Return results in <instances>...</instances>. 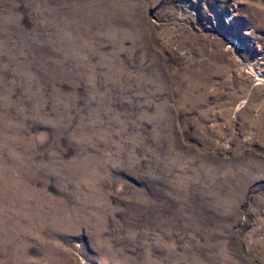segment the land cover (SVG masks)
Listing matches in <instances>:
<instances>
[{"label":"rangeland","instance_id":"obj_1","mask_svg":"<svg viewBox=\"0 0 264 264\" xmlns=\"http://www.w3.org/2000/svg\"><path fill=\"white\" fill-rule=\"evenodd\" d=\"M0 264H264V0H0Z\"/></svg>","mask_w":264,"mask_h":264}]
</instances>
